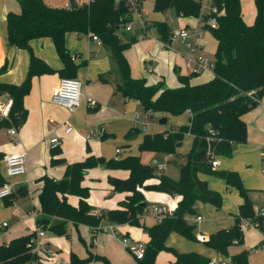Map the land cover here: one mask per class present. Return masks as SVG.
Returning a JSON list of instances; mask_svg holds the SVG:
<instances>
[{"label": "trees", "instance_id": "16d2710c", "mask_svg": "<svg viewBox=\"0 0 264 264\" xmlns=\"http://www.w3.org/2000/svg\"><path fill=\"white\" fill-rule=\"evenodd\" d=\"M21 9L10 10L7 15L8 44L30 52V64L26 79L21 84L0 80V96L9 94L12 108L7 118L15 125L22 124L28 111L24 99L30 93L32 78L37 75L58 72L64 77H76L79 65L75 63L66 46V35L75 32L78 35L97 34L101 43L112 53L118 67L122 83L118 90L123 97L137 99L144 110L163 114L180 115L191 113L189 124L164 132L144 135L139 145L140 151L150 150L173 154L182 144L185 136H194V145L188 155V163L182 166L180 179H175L149 164L141 161L139 155H128L121 159L106 160L94 155L67 165L61 179L44 176V185L39 194L43 215L38 217L37 225L44 231L67 236L69 224L75 226L87 224L96 234L103 231V220L111 223H128L143 227L150 239L146 245L145 256L137 264H159L156 261L162 250L174 252L176 260L165 264H209L210 258L192 251L177 252L166 245V239L172 231H177L191 239L196 238L192 225L185 220L186 213H194L197 201L221 206V195L208 187L199 173H207L225 179L228 185L237 186L244 197L239 207L235 224L231 229H222L212 234L208 245L227 253L233 243L242 241L240 223L248 219L264 231V215L256 214L248 191L241 183L238 172L213 169L211 160L220 155L231 156L233 147L247 142V124L243 115L256 107L264 96V0H255L256 16L248 24L242 14L241 0H210L211 7L217 12H203V0H155L154 9L158 12L175 8L182 17H202L203 28L217 40L214 54V76L200 83H191L196 74H178L182 85L178 88L165 86L164 82L148 84L145 77L132 75L131 66L125 50L133 43L132 36L124 26L132 19L131 12L124 0H90L76 7H53L44 0H18ZM216 17L217 27H211L207 21ZM155 27L163 39L168 41L172 34L164 21H154ZM127 35L129 37H127ZM50 37L59 53L64 67L53 69L44 59L36 56L31 42L36 38ZM7 70V64L0 67V74ZM177 70V69H176ZM131 135V133H129ZM129 135V136H130ZM122 168L130 171L126 179L110 177L115 191L129 192L120 207L94 214L93 206L88 202L90 189L82 182L90 168ZM156 180L150 182V180ZM0 183H4L0 177ZM144 191H159L182 198L177 209L166 215L161 222L147 226L142 223V215L147 207L140 205L145 201ZM69 195L79 196V205L68 201ZM56 217L55 219H53ZM37 231L16 237L7 244H0V264H32L40 256L32 251L31 239ZM248 251H242L232 257L237 264H248ZM97 258L111 264L102 256ZM84 259L71 255V264H82Z\"/></svg>", "mask_w": 264, "mask_h": 264}, {"label": "crops", "instance_id": "0c3cea01", "mask_svg": "<svg viewBox=\"0 0 264 264\" xmlns=\"http://www.w3.org/2000/svg\"><path fill=\"white\" fill-rule=\"evenodd\" d=\"M143 1L142 4H144ZM241 4L242 14L245 21L248 24H252L254 22L253 19L247 20L245 17L244 0H241ZM209 6L210 3L203 8L204 14L209 12ZM20 9L21 7L18 0H0V67L7 64V70L0 74V80L14 84H21L26 79L31 57L28 50L17 48L8 44V12L10 10L19 11ZM142 12L145 19L151 22L159 21L156 20L155 17H149L145 11ZM182 19L186 21V25L184 27L192 29L197 28L199 30H204L205 32L203 37L200 39L201 49L198 53L205 54L203 52H207L215 54L217 40L209 31L203 29V16H189L182 17ZM193 20L195 22H193ZM191 23H194L195 25H192ZM69 33L75 34L79 39L89 37L92 43L86 56L80 55V51H73L72 48H69L68 45H66L71 53V56L75 58L74 61L80 62L77 64L79 67L76 73V78L80 79L83 83V100L81 105L75 111H70L53 101V92L60 83V80L63 78L58 72H56L37 75L32 78L31 91L24 99V105L28 111V115L22 124L17 126L12 119L0 114V177L4 182H9L13 189V194L10 197L0 201V244H7L16 237L38 230L39 227L37 225V219L43 215L39 194L44 185V182L41 180L44 176L61 179L65 174L68 164L82 161L90 155L103 157L107 161L111 159H121L128 155H137L130 153L133 150L132 143H136L139 148L144 135L147 134L146 132L143 133L140 129H136L138 127L132 125L133 122H137L138 120L134 118L133 115L137 112L136 110L141 103L137 99H128L123 97L122 93L118 90V87L122 83V79L118 73V67L115 59L114 62L111 58V51L102 43H98L93 40L89 34L78 35L75 32ZM129 34L132 37L137 38L134 41L135 47L137 44H140L138 43L139 39H144L143 36H145L142 34L139 26L134 28L131 32H129ZM42 39H45V42L40 44ZM154 40L158 47H162V49L167 48L163 41L160 40L159 42V40ZM35 41L36 49L32 51L36 56L44 59L55 70H60L64 67L61 57L59 58V56H55L52 53L51 47H54L55 49L56 47L50 37L36 38ZM183 41L186 42V45H184L185 50L189 51L187 41ZM44 43H47V50L41 47ZM139 49L140 58L138 63L135 66L130 65L132 75L136 78L145 77L148 84H156L157 82L162 81L165 86H167L163 76L161 78H156L153 73H151L153 72V67L155 65L153 57L146 55L143 47ZM129 51L130 50L127 48L124 52L127 59H129ZM173 63L174 72L178 69L181 74H191L190 69L186 66V64L184 65V62L180 59L176 58ZM203 73H208L206 76L209 77H192L190 80L191 83L195 84L205 82L214 76L213 70H205L199 74ZM112 77H114V79H112ZM170 84H172L170 86L173 88L178 85L176 82ZM180 84L182 85L181 82ZM89 98L93 101L92 105L89 104ZM9 101H13L9 94H3L0 96V104L6 105ZM163 115L167 118L168 122V116L172 114ZM183 115H185V118H188L189 121L187 124H189L191 113L187 111L180 115V117H183ZM122 116H124L123 119L130 121V127H128L125 133V139L129 143L123 145L124 148L118 146L116 148L117 156L108 158L103 154L100 139L104 140L114 135V132L111 131V129H114L115 127H112L111 125L119 122ZM243 120L247 124V142L235 144L231 156L220 155L216 157L217 159L226 158L227 162H225V166L229 168V159L235 160L238 156L241 160L242 169H240L239 163V165H236V168H232L228 171L238 172L241 183H243V172H245L247 176H252L250 155L255 152H259L262 156L261 151L264 150V96L256 107L243 115ZM66 125L72 126V130L70 132L66 131ZM143 125L144 130H146L149 123L145 122ZM14 127L18 129L17 136H13L10 133V129ZM129 133H131V135ZM56 136L60 138L61 144L59 147L53 149L51 147L50 140ZM184 139L190 144L194 139V136L187 134ZM117 149L121 150L120 153H117ZM127 150L128 153L121 156L123 152ZM16 151L27 152V171L24 174L9 177L6 173V166L3 157L7 153ZM139 156L141 157V155ZM169 156H173V154L166 155L165 159L161 158L163 159L162 161L159 159L156 167L160 162H164L166 168V159H168ZM219 165L220 163L216 168H218ZM165 168L163 170H165ZM202 174L211 178L219 177L212 174L199 173V177L205 181L207 180ZM129 175L130 171L122 168H106L104 166H96L88 170L82 184L90 189L88 202L94 208L92 213L101 214L105 210L120 207V202L125 199L129 192L115 191L114 186L109 181V178L115 177L126 179ZM223 180L226 181L225 179ZM155 181L156 180L154 179L150 180V182ZM226 184L229 189L237 187L228 185L227 181ZM245 189H247L249 196V190L251 189L247 187ZM144 195L147 207L157 203L169 204L172 201H176L178 203L182 198L178 195H170L159 191H144ZM150 199L155 202L150 203ZM79 200L80 198L77 195L68 196V201L74 206L79 205ZM250 200L252 201L251 198ZM197 202L194 205V213H196ZM243 203L244 197L240 194V198H238L237 213L234 214V220L239 214L240 205ZM189 214L192 213L185 214V220L188 224H190L188 220ZM198 216L202 215L197 214L195 217V220L200 223L203 221V217L201 220H198ZM55 218L56 217L53 219ZM4 223L7 224L4 225ZM101 225H103L104 230L99 231L96 234L93 233V229L87 224H79L78 226H75L71 222L69 224V234L67 236L56 235L46 230L45 235L41 237L40 240L42 244L51 248L54 251V254L48 256L47 258L43 256L41 262L32 264H71V255L73 253L79 258L84 259L82 264H105V262L101 259H88L91 254L92 257H106L111 264H137L139 261L137 256L128 252L127 247L121 241L120 236L127 235L131 239L147 245L150 239L148 233L142 227L128 223L118 224L103 220ZM109 225H113L119 233L116 234L109 229H105ZM257 229L259 232L256 242L257 245L250 247L249 252L258 253L264 249V231L259 230V228ZM205 236L207 237L205 242H207L211 235L209 236L205 234ZM167 238L169 239V237ZM168 239H166L165 243L167 246L172 247L170 246V241ZM259 243L260 245H258ZM165 252H168V255L162 256ZM175 260L176 255L174 252H169V250L160 251L156 257V261L159 264H165Z\"/></svg>", "mask_w": 264, "mask_h": 264}, {"label": "rangeland", "instance_id": "374dc122", "mask_svg": "<svg viewBox=\"0 0 264 264\" xmlns=\"http://www.w3.org/2000/svg\"><path fill=\"white\" fill-rule=\"evenodd\" d=\"M44 1L48 5L53 7L68 8L71 5L70 0H44ZM77 1L81 4L90 2V0H77ZM154 1L155 0H144L143 1L144 4H142V11H145V13L149 17H155L156 20L166 22L171 31L184 28V26L186 25V21L183 20L182 17H180V15L177 13L175 8L172 7L164 10L163 12H158L154 9ZM203 2H204L203 8H205L210 3V0H204ZM210 9H211V5L209 6L208 10L210 11ZM244 14L247 20L253 19L254 21V17H255L254 0H244ZM193 22L195 21L193 20ZM191 24L195 25L194 23ZM137 26L138 24H134V28H137ZM127 37L129 36L127 35ZM143 37L144 39H139L138 43L140 44H137L136 47L134 42L128 47V49L130 50L129 59H128L130 65L135 66L138 63V60L140 58L139 48L143 47L144 53H146V55H150L151 57H153L155 65L153 67V72L151 73H153L154 77L161 78L163 76L166 85L170 88H173L170 86L172 85L170 83L173 82L178 83V85L174 88L180 87L181 84L178 78V74L181 72L178 69L176 72H174L173 61L176 58H178L182 62H184V65L186 64L188 57L191 56V53L188 50H185L184 45H186V42L179 38L171 39V36L170 39L166 41L163 39L162 35H160L158 30L154 27H152L148 31V33ZM154 39L159 40V42L160 40L163 41L167 48L162 49V47H158ZM35 42H36L35 39L31 42L32 50L36 49ZM43 42H45V39H42L40 44H42ZM66 45H68L69 48H72L73 51L75 50L80 51V55L86 56V54L88 53V49L91 47L92 43L89 37H84L83 39H79L75 34L68 33L66 36ZM41 47L47 50L48 48L47 43H44L43 46ZM51 48H52L51 49L52 53L55 56H59L60 58V55L58 54L56 49L54 47ZM203 53H205V55L209 59L214 60V53H207V52H203ZM111 58L114 61L112 55ZM75 63L79 64L80 62L77 61ZM206 75H208V73L194 75L193 77L194 78H197L198 76L204 78L209 77ZM112 79H114V77H112ZM136 111L137 112H135L133 116L138 120L137 122H133L132 125L138 127L136 129H140L143 133L146 132V133L154 134L158 132H164L170 130L172 127L176 128L182 125H186L189 121L188 118H185V115H183V117H180V115L182 114L170 115L168 116V122L166 124H163L161 123V119L164 118V115L161 112H155L154 116L151 119H149V116L144 111V107L142 104H139L138 109ZM123 118L124 116L121 117L119 122H116L111 125L112 127H115L114 129H111V131L114 132V135L112 137L106 138L104 140L100 139L102 143L103 154L108 158L117 156L116 148L118 146L124 148L123 145L129 143L125 139V133L128 127H130V121ZM145 122L149 123L146 130H144V125H143V123L145 124ZM132 145H133L132 147L133 150L130 153L141 155V161L153 167H156L159 159L161 158L165 159L166 155L169 154V153H162V152H156L150 150H144L141 152L136 143H132ZM193 145H194V139L190 144L187 140L184 139L179 149L177 148L178 150L176 149V151L173 153V156H169L168 159H166L165 170L160 172L170 175L175 179H180L182 175V166H185L188 163V155L191 149L193 148ZM261 152H262V156L260 155L259 152H255L252 155H250L252 176H247L245 172L242 173V182H243L242 184L245 188L247 187L251 189L249 190V196L252 199L254 211L257 215L260 214L261 211H263L264 213V210H262L264 209L263 207L264 150ZM127 153L128 150L124 151L121 156H124ZM218 160L220 165L216 169H218L219 171H228L232 168H236V165H239V163H240L239 167L240 169H242L241 160L238 158V156L236 157L235 160L229 159V168L225 166V162H227L226 158H218ZM202 175L207 180L206 183L208 187L217 191L221 195L222 197L221 206L217 207L204 201H198L196 205V213L189 214L188 216L189 223L192 225V232L196 236V238L191 239L189 237L182 235L181 233L172 231L168 236L169 239L168 238L167 239L170 241V246H172L175 251L178 252L198 251L206 255L208 258H216L219 261L227 260L231 262L232 257L234 255L242 251H248L250 247L257 245L256 242H257V237L259 236V232L257 231L258 229L256 228V226L254 224H251L248 219H242L240 223V231L242 232V236H243L242 241L240 243L231 244L227 249V253H224L223 251H218L216 248L208 245V243L205 241L203 242L198 240L197 235L199 234V232H203L210 236L216 233L219 229H231L235 224L234 214L237 213L238 198H240V192L238 187H233L229 189L226 184V181H224L223 179L219 177L211 178L204 174ZM149 202L154 203L155 201H152L150 199ZM197 214H201L203 217V221L200 223L195 220ZM141 221L145 225L150 226L155 222H157V218L151 215L150 209L149 207H147L144 211ZM258 245H260V243ZM128 252L130 254H133L129 250ZM167 253L168 252L163 253L162 256L168 255ZM248 264H264V249H262V251L258 253L248 252Z\"/></svg>", "mask_w": 264, "mask_h": 264}, {"label": "built area", "instance_id": "2783aa9c", "mask_svg": "<svg viewBox=\"0 0 264 264\" xmlns=\"http://www.w3.org/2000/svg\"><path fill=\"white\" fill-rule=\"evenodd\" d=\"M131 12L132 19L127 22V24L124 26L126 31L131 32L134 29V24H138L139 29L142 31V34L146 35L148 31L152 28V22L145 19L144 14L142 12L141 6L143 0H124ZM204 1V0H203ZM210 12H217L216 7H211ZM207 23L213 27H217V19L216 17L212 16L208 19ZM204 29V28H203ZM204 30L199 29H192L188 27L181 28L179 30L172 31L171 39L174 38H181L183 40L187 41L189 51L191 53V56L188 57L186 61V66L190 69L191 74H199L202 73L205 70H213L214 68V60L209 59L205 54L198 53V51L201 49L200 39L204 35ZM90 37L97 41L98 43H101V40L97 34H90ZM73 60L75 58L73 57ZM53 101L63 106L70 111H75L82 103L83 100V83L80 79L76 77H64L60 80V83L55 88L53 92ZM89 104L92 105L93 101L91 98L88 99ZM12 102L9 101L6 105L0 104V114L2 116H8L10 109L12 107ZM147 115L149 116V119H151L154 116L153 111H147ZM65 129L67 132H70L72 130L71 125H66ZM10 133L13 136L18 135V129L17 128H11ZM51 147L53 149L60 146L61 141L59 137H53L51 140ZM120 149H117V153H120ZM264 156V153H263ZM5 166H6V173L9 177L17 176L24 174L27 171V152H10L4 155L3 157ZM219 161L216 157H213L211 160V166L213 169H216L218 166ZM158 169L163 170L165 168L164 162H160L158 164ZM13 194L12 185L9 182L0 183V201L10 197ZM151 214L157 218L158 222H161L163 218L172 213L177 209V202L172 201L169 204L164 203H157L152 204L149 206ZM264 210V209H262ZM261 215H264L263 211L260 213ZM198 220L202 219V216H198ZM7 223H4L6 225ZM257 227V225H255ZM105 229H109L112 232H115L118 234L119 232L117 229L114 228L113 225L107 226ZM45 235V231L42 228H38L36 236L33 237L30 241L31 244H33L32 251L34 253H37L40 258L37 262H41L43 259V256L47 258L48 256H51L54 254V251L47 247L46 245L41 243V237ZM121 241L124 243V245L127 247V249L135 254L138 259H141L145 256L146 252V245L138 242L136 240L131 239L127 235H121L120 236ZM198 240L200 241H206L207 237L203 233H199L197 235ZM209 264H237L233 261H219L216 258H212L209 261Z\"/></svg>", "mask_w": 264, "mask_h": 264}, {"label": "water", "instance_id": "95a60500", "mask_svg": "<svg viewBox=\"0 0 264 264\" xmlns=\"http://www.w3.org/2000/svg\"><path fill=\"white\" fill-rule=\"evenodd\" d=\"M70 3H71L70 6H72V7H76V6L79 4V2H78L77 0H70ZM136 39H137L136 37H132V41H133V42H134ZM161 123L166 124V123H167V118H166V117L162 118V119H161ZM162 160H163V159H161V161H162ZM140 205H142V206H146V205H147V202H146V201H142V202L140 203Z\"/></svg>", "mask_w": 264, "mask_h": 264}]
</instances>
